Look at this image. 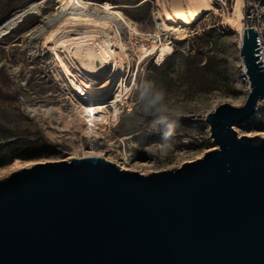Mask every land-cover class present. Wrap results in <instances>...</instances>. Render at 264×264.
<instances>
[{"label": "water", "instance_id": "obj_1", "mask_svg": "<svg viewBox=\"0 0 264 264\" xmlns=\"http://www.w3.org/2000/svg\"><path fill=\"white\" fill-rule=\"evenodd\" d=\"M239 57L246 100L206 114L215 148L202 157L146 175L72 157L1 179L0 264H264V137L233 128L264 94L253 29Z\"/></svg>", "mask_w": 264, "mask_h": 264}, {"label": "rangeland", "instance_id": "obj_2", "mask_svg": "<svg viewBox=\"0 0 264 264\" xmlns=\"http://www.w3.org/2000/svg\"><path fill=\"white\" fill-rule=\"evenodd\" d=\"M63 1L27 0L0 22V93L7 96L0 97V180L38 163L93 155L146 175L176 169L215 148L208 138L206 114L223 103L239 107L248 94L240 75L241 40L233 24L234 0H215L213 9L201 18L171 25L167 31L159 26L158 0H127L130 4L141 3L126 6L124 0L100 2L118 7L117 11L138 31L132 36L119 29L130 63L125 75L120 76L123 86L129 89L126 103L117 105L112 101L81 103L43 46L41 29ZM87 4L91 9L98 6L90 1ZM25 10L28 12L24 16L35 15L38 21L24 33L8 37L22 21L20 13ZM157 32L159 44L149 37ZM162 43L171 53L159 64L156 50ZM142 80L154 81L166 90L173 118L179 120L166 151L159 147L160 131L152 127V117L141 110L137 99V86ZM117 86L110 88L112 97ZM176 109L180 110L178 117ZM233 128L238 136L264 137V121ZM195 134L203 136L201 142L195 141ZM17 138L37 147L23 152L27 146L12 144ZM187 138L193 142L186 144Z\"/></svg>", "mask_w": 264, "mask_h": 264}, {"label": "bare ground", "instance_id": "obj_3", "mask_svg": "<svg viewBox=\"0 0 264 264\" xmlns=\"http://www.w3.org/2000/svg\"><path fill=\"white\" fill-rule=\"evenodd\" d=\"M214 1L158 0L161 8L159 26L167 31L171 25H184L196 21L213 9ZM62 3L60 9L44 23L40 32L44 36L43 46L50 51L57 69L65 76L68 85L81 103L86 105L100 102L103 104L108 101L116 105L126 103L125 97L129 89L123 86L120 76L122 73L125 75L130 62L119 29H125L132 36H137L138 31L117 11L118 7L113 5L103 4L91 9L87 3L79 0H65ZM232 18L234 26L241 34V0H234ZM10 24L12 22L8 25ZM1 31L3 30L0 28V33ZM149 37L154 38L153 43H160L159 32ZM146 38L144 40L148 41ZM156 51L159 52L157 59L159 64L171 53L166 43H162ZM97 57L102 63L100 67L94 64ZM75 59H78L77 62ZM116 86L112 97V91ZM96 109L99 110L98 107ZM91 115L94 116V113ZM90 132L94 130L91 129Z\"/></svg>", "mask_w": 264, "mask_h": 264}, {"label": "clouds", "instance_id": "obj_4", "mask_svg": "<svg viewBox=\"0 0 264 264\" xmlns=\"http://www.w3.org/2000/svg\"><path fill=\"white\" fill-rule=\"evenodd\" d=\"M137 92L141 110L152 117V127L160 131L161 141L159 147L161 151H166L171 147V138L175 129L179 126V120L173 118L174 110L169 107L166 99V90L157 86L154 81L142 80L137 86ZM179 114L180 110L176 109V117Z\"/></svg>", "mask_w": 264, "mask_h": 264}, {"label": "built area", "instance_id": "obj_5", "mask_svg": "<svg viewBox=\"0 0 264 264\" xmlns=\"http://www.w3.org/2000/svg\"><path fill=\"white\" fill-rule=\"evenodd\" d=\"M81 2L87 3V1L98 3L108 0H79ZM226 2V0H225ZM241 11H242V31L245 29H253V31L256 33L260 47H261V63L264 66V0H241ZM28 12V10H25L20 13L21 17L25 15V13ZM21 17L18 19V21L21 19ZM153 21H155L153 19ZM242 33V32H241ZM240 40H241V34H239ZM141 43H143L141 40H139ZM242 63V62H241ZM240 75L241 80L243 84L245 85L246 89L249 91V81L245 74V68L243 64H241L240 68ZM264 121V94L258 99L254 114L251 119L243 122L239 126H246V124H250L252 122H260ZM209 130V129H208ZM195 137V141L201 142L203 139L202 135L195 134L193 135ZM208 138L210 140V132L208 131ZM187 143L193 142L192 138H187Z\"/></svg>", "mask_w": 264, "mask_h": 264}, {"label": "trees", "instance_id": "obj_6", "mask_svg": "<svg viewBox=\"0 0 264 264\" xmlns=\"http://www.w3.org/2000/svg\"><path fill=\"white\" fill-rule=\"evenodd\" d=\"M110 1L112 2L114 0H110ZM26 3H27V0H0V22L9 15L11 10L22 7ZM139 3H141V1H139L138 3L130 4L129 1L124 0L122 4L126 6V5H138ZM138 7H140V5ZM133 11L136 14L142 15L141 11L138 13V11H139L138 9H134ZM131 14H133V13H131ZM131 14L129 16L133 17ZM37 21H38V17L35 15L28 14V15L24 16L22 21H20V23L18 24V26L15 29L10 30V32L8 33V37H10L14 34L20 35V34L24 33L30 27H32ZM165 61H168V59ZM162 67H163V65H161L159 68H162ZM0 97L6 98L7 96L0 93ZM12 144H13V146L18 147V148H22L23 146H27L26 150L24 149L23 152H27L28 148H31V147L36 148L37 147L35 144L28 142V141H24L22 138H17L16 141H14V143H12ZM4 151H6V148L4 149Z\"/></svg>", "mask_w": 264, "mask_h": 264}]
</instances>
